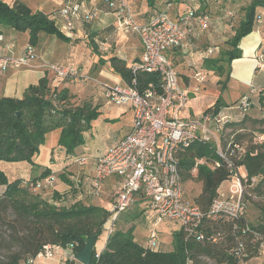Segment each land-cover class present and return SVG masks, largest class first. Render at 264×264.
Wrapping results in <instances>:
<instances>
[{"label":"trees","instance_id":"1","mask_svg":"<svg viewBox=\"0 0 264 264\" xmlns=\"http://www.w3.org/2000/svg\"><path fill=\"white\" fill-rule=\"evenodd\" d=\"M191 8L196 9V15L206 14L212 20L211 12L196 6L188 7L184 13ZM259 8L264 9V0H251L235 34L228 41L229 49L220 58L207 60L206 68L221 76L226 74L227 80L230 78L232 61L243 56L239 47L242 39L259 26ZM8 28L29 34L26 49L32 47L35 50V60L38 58L37 46L43 38L54 36L61 41L71 42L60 31L55 19L43 11H33L22 1H15L11 5L6 0H0V34L3 35L4 29ZM92 43H95L94 39ZM94 51L99 52L98 48H94ZM0 55L14 56L1 52ZM140 60L132 67L119 57H111L109 62L113 71L124 81L120 85L129 86L136 81V87L142 93L154 90L163 95L160 73L138 71L134 74L133 69ZM50 82L46 75L36 85H31L22 99L0 98V163L27 162L35 167V157L45 143L46 134L56 129H61L58 145L65 150L72 163L76 164L74 159L84 156L74 155V152L85 144L84 135L99 118V108L88 102L77 104L68 90L58 91ZM250 99L252 104L247 112L239 111L241 115L238 117L231 113L224 124L220 142L222 155L218 153L216 144L200 142L178 155L184 199L199 206L205 214L210 212L221 186L235 175L241 177L240 171L244 169L246 175L241 178L245 215L232 222L206 217L201 227L203 240H198L194 235L188 236L180 228L174 233V248L170 252L154 250L148 246V242L147 246L141 245L135 240L133 228L116 230L107 239L103 252L95 250L91 264H247L249 259L260 255L264 241V92ZM224 106L225 103L219 98L204 114H217ZM198 159H204V162L194 175L193 169ZM52 174L55 175V172L46 168L37 178L11 181L0 166V264H22L36 260L48 245L70 249L75 255L85 248L90 237L95 236L98 240L103 234L111 215L105 208L82 202L59 207L42 198L38 194L40 190H30L24 184L25 180H41ZM191 183H197L201 191L199 193L196 189L193 197H187L185 185ZM251 208L258 213L255 222H251L247 215ZM240 244L245 247L243 261L235 254ZM64 264L80 263L72 258Z\"/></svg>","mask_w":264,"mask_h":264},{"label":"crops","instance_id":"2","mask_svg":"<svg viewBox=\"0 0 264 264\" xmlns=\"http://www.w3.org/2000/svg\"><path fill=\"white\" fill-rule=\"evenodd\" d=\"M9 4L15 1L26 3L33 11H43L55 19L60 31L71 39L70 43L53 37L43 38L37 46L38 58L33 68L27 69H0V98L10 97L22 99L26 90L31 85H36L46 75L51 79V85L58 91L68 90L74 96V102L81 105L85 102L98 106L100 116L92 123V129L85 133V144L76 148L74 155L87 156L88 163L79 166L70 160L65 150L58 143L61 129H56L45 137V143L40 147L39 154L35 157V167L27 162L0 163L1 168L9 177V180L19 178H37L43 174L46 168L51 169L56 175V193L52 191L38 192L48 202H54L59 207H70L76 202L93 204L109 210L115 200L119 188L120 179L110 177L102 185L100 197H89V183L94 176L98 158L105 155L111 148L120 142L132 129L133 111L130 106H118L106 98L105 90L109 86L124 84L120 75L116 74L109 62L111 57L124 59L128 66H133L142 57L143 46L135 34L125 35L118 29L116 13L110 10L103 0H6ZM75 1L83 3L85 7H96L100 10V17L96 22L88 23L82 13L75 21L74 28L67 30L65 24L58 15L67 2ZM133 14L140 24H145L156 11L164 9L167 3L171 4V16L178 20L188 7L196 6L202 10L211 12V22L204 29H194L188 35V44L185 49H176L169 52V59L179 72L182 85L190 92V100L193 106L199 105L200 95L204 90L212 92L207 97V104L201 106V110L213 107L221 98L229 108L228 112L236 117L240 116L238 110L233 109L236 103L244 95L256 97L264 92V9H258V15L262 23L249 35L244 37L239 45L243 52L242 58L234 59L231 63L230 78L226 74L206 68L207 60L218 59L221 54L229 49L228 41L235 34L238 23H224L227 17L234 16V11L223 7V0H126ZM234 3V0H230ZM251 3V1H250ZM249 3V4H250ZM248 4V5H249ZM247 5V6H248ZM246 6V7H247ZM215 10L226 11L225 17H214ZM23 34V33H22ZM4 40L0 43V52L20 56L28 46L29 34L15 33L12 29H4ZM95 35V36H94ZM94 36V37H93ZM94 39L95 43H92ZM246 39V41H245ZM98 48L96 53L94 48ZM215 47V52L209 57L205 54L210 48ZM104 61L102 62L101 61ZM57 63L60 66L72 67L78 71L77 78H65L59 84H53L52 78L46 69V65ZM207 73L208 79L200 85L196 91L197 83L193 79L196 70ZM86 79L90 80L86 82ZM188 113V112H187ZM193 113V110H191ZM194 114L183 118H194ZM246 175L244 169L240 171ZM228 183V182H227ZM224 183L220 192L223 193ZM226 190L229 194V186ZM200 193L201 187L197 188ZM88 197L87 200L84 198ZM141 221L134 229L135 240L143 246H147L151 231V220L146 214V203L138 199L133 205ZM124 213V212H123ZM122 213V214H123ZM121 214V215H122ZM256 219H251L255 222ZM180 230L172 222H165L158 227L159 244L154 250L170 252L174 248L173 233ZM108 236L105 232L95 244V250L101 253L105 250ZM61 252V253H60ZM61 254L56 260L36 259L34 263L22 264H64L72 259L73 251L70 249H58ZM247 264H264V250L259 256L248 260Z\"/></svg>","mask_w":264,"mask_h":264},{"label":"built area","instance_id":"3","mask_svg":"<svg viewBox=\"0 0 264 264\" xmlns=\"http://www.w3.org/2000/svg\"><path fill=\"white\" fill-rule=\"evenodd\" d=\"M103 3L116 13L118 29L123 33L135 34L143 46L140 62L133 72L146 71L161 74L164 94L159 95L154 90L142 93L133 85L116 84L106 88V98L118 106H130L133 111L131 131L105 155L98 158L94 176L89 183L90 193L98 196L104 181L110 177L120 179L119 188L109 212L112 223L138 199L146 203V214L151 220V235L148 246L155 249L158 242L157 229L165 222L176 223L188 236L204 239L201 227L206 217L212 220L223 219L232 222L245 215L246 208L242 203V178L235 175L228 183L229 194L220 192L214 200L210 212L205 214L197 205L185 201L184 190L180 178L178 155L189 149L194 143H214L221 151V131L230 119L229 108L222 109L217 114H204L199 118H183L181 112L190 101V92L185 88L176 67L169 59V52L185 49L188 35L194 29H206L211 20L208 15H196V9H189L178 20L170 14L171 5L164 10L156 11L145 24L137 22L131 6L126 0H103ZM88 23L96 22L100 10L96 7H85L80 2H67L59 11L65 28L72 30L75 21L81 14ZM258 24L262 18H257ZM0 34V43L3 41ZM214 48L206 51L209 57ZM35 50L28 47L20 56H1L0 68L15 69L33 67ZM46 69L54 72L59 78L77 77L73 68H62L56 64H48ZM207 73L196 70L193 79L196 81V91L207 80ZM252 102L249 96H243L233 109L247 112ZM79 166L87 165L86 156L74 159ZM204 159H198L193 174L198 173L199 165ZM56 176L49 175L41 180L24 181L30 190H45L54 187ZM107 224V223H106ZM105 224V226H106ZM109 226V224H107ZM109 235L115 231V225L110 224ZM258 236V235H257ZM56 246H45L37 259L51 260L57 250ZM264 250V241L261 251ZM236 256L243 261L246 256L245 247L240 244ZM35 260H30L34 263ZM241 264H245L242 262Z\"/></svg>","mask_w":264,"mask_h":264},{"label":"rangeland","instance_id":"4","mask_svg":"<svg viewBox=\"0 0 264 264\" xmlns=\"http://www.w3.org/2000/svg\"><path fill=\"white\" fill-rule=\"evenodd\" d=\"M251 0H234L233 2L234 3H231L230 0H223L222 1V4H223V7H226L232 11H234V16L230 19V17H227L226 19L227 20H224V23H238L243 17H244V14H245V8L246 6L250 3ZM72 2V1H71ZM75 2V1H73ZM67 4V3H66ZM65 4V5H66ZM88 8V7H87ZM60 10V9H59ZM59 15V14H58ZM212 15L214 17H225V13L224 11H220V10H215L212 12ZM61 19V18H60ZM62 20V19H61ZM63 21V20H62ZM262 23V22H261ZM14 31V30H13ZM15 33L17 34H21L23 35L22 33H19V32H16ZM125 35H130L132 33H124ZM55 39H57L56 37L54 36H51ZM246 41V39H245ZM212 48H215V47H212ZM34 67V66H33ZM33 67H27V69H30V68H33ZM47 67V65H46ZM9 68H12V69H15L14 67H8L6 69H9ZM1 70H5V69H2L0 68ZM22 69V68H21ZM47 71L49 72V70L47 69ZM51 78H52V81H53V84H59L60 82L62 81H65V78H59L57 75H55L54 72H49ZM78 77V76H77ZM77 77H74V78H77ZM208 79V77H207ZM51 81V79H50ZM90 80L86 79V82H89ZM202 96L200 95V102H199V105H196V108L193 106V102H191V100L188 102L187 106H186V109L184 111L181 112V116L182 117H188L190 116L191 114H194V118H199V117H202L205 113L204 110H201V106H204L207 104V97H211L212 96V92L209 90H204L202 92ZM120 107V106H119ZM191 110H193V113H191ZM188 112V113H187ZM260 140V139H259ZM261 141V140H260ZM85 166V165H83ZM57 181V180H56ZM228 186H230V183H227L225 184V188H223V193L224 195H228V192L226 190V187L228 189ZM198 188V184L197 183H191L190 185H185V193H186V196L187 197H193V195L195 194V191L196 189ZM56 190V182H55V185L54 187L52 188H48V189H45V190H40V192L42 191H52L54 192ZM90 189L88 191V195H90L89 197H92V198H98L100 197L101 195V192H102V187L100 189V194L98 196H95L93 195L92 193H90ZM92 192V191H91ZM54 194V197L57 196V193L56 191L53 193ZM85 200L88 199V197L84 198ZM134 206H131L127 211H125L122 215H120L113 223L112 221H110V216L108 218V221H107V224H109V226L106 224V226H104V232L106 233V235L108 236L109 238V228H110V224L111 225H115V231L116 230H121V231H127L129 230L130 228H133L135 229V225L138 224L140 225V221H141V218H139L138 216V213H137V208H133ZM109 211V210H108ZM247 215H248V218L250 219H256L258 213L257 211L254 209V208H251L250 210H248L247 212ZM135 221L136 224H133ZM173 225L175 224V227H178L179 225L176 224V223H172ZM151 232V231H150ZM157 236L159 237V231L157 229ZM151 233L149 234V237H150ZM149 237H148V240H149ZM173 240H174V233H173ZM158 244H159V240L157 242V246L158 247ZM71 251V250H70ZM72 252V251H71ZM61 253V252H60ZM61 254L59 253H56L53 260H56L57 257H60ZM71 258H74V253L72 256H70ZM52 260V259H51Z\"/></svg>","mask_w":264,"mask_h":264},{"label":"water","instance_id":"5","mask_svg":"<svg viewBox=\"0 0 264 264\" xmlns=\"http://www.w3.org/2000/svg\"><path fill=\"white\" fill-rule=\"evenodd\" d=\"M96 240L95 236L90 237L85 244V248L76 253L74 259L80 264H91L95 253Z\"/></svg>","mask_w":264,"mask_h":264}]
</instances>
